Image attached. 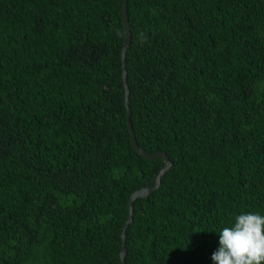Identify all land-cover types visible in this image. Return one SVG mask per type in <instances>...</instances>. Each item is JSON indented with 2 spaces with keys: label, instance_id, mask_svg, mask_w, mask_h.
Segmentation results:
<instances>
[{
  "label": "trees",
  "instance_id": "obj_1",
  "mask_svg": "<svg viewBox=\"0 0 264 264\" xmlns=\"http://www.w3.org/2000/svg\"><path fill=\"white\" fill-rule=\"evenodd\" d=\"M122 1L0 0V264H122L158 174L123 264H213L264 215V0H126L166 168Z\"/></svg>",
  "mask_w": 264,
  "mask_h": 264
},
{
  "label": "clouds",
  "instance_id": "obj_2",
  "mask_svg": "<svg viewBox=\"0 0 264 264\" xmlns=\"http://www.w3.org/2000/svg\"><path fill=\"white\" fill-rule=\"evenodd\" d=\"M218 243V249L211 256L213 264H262L264 215L258 212L236 215L232 225L219 232Z\"/></svg>",
  "mask_w": 264,
  "mask_h": 264
},
{
  "label": "water",
  "instance_id": "obj_3",
  "mask_svg": "<svg viewBox=\"0 0 264 264\" xmlns=\"http://www.w3.org/2000/svg\"><path fill=\"white\" fill-rule=\"evenodd\" d=\"M121 20H122V26H123V35H124V39H123V43L121 46V52H120V61H121V76H122V82H123V87H124V104H125V109H126V123H127V127H128V131H129V140H130V144L132 149L137 152L138 154L142 155L144 158L146 159H151L153 157H161L164 162V168H166L167 166L170 165V161L168 160L167 156L161 152V151H154L151 153H147L145 152L143 149H141L133 136V132L131 129V125L129 122V107L127 104V86L125 83V76H126V70H125V50L129 44V29H128V21H127V15H126V0L122 1V15H121ZM159 183V174L157 175V178L155 180V183L150 186V187H143L140 188L134 192H132L129 197H128V213L125 217L122 229H121V233H120V238H121V244H120V250H119V257H120V261L123 264V256L125 253V242H124V232H125V228L127 226V224L131 221V211H132V202L135 198L137 197H144L146 196L149 192L153 191L157 185Z\"/></svg>",
  "mask_w": 264,
  "mask_h": 264
}]
</instances>
